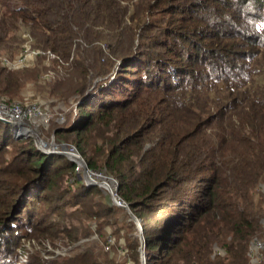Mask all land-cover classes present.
<instances>
[{"label":"trees","instance_id":"16d2710c","mask_svg":"<svg viewBox=\"0 0 264 264\" xmlns=\"http://www.w3.org/2000/svg\"><path fill=\"white\" fill-rule=\"evenodd\" d=\"M21 30L42 54L33 69L0 63V100L44 75L41 94L72 103L52 134L116 181L146 264H251L256 242L264 264V0H0L1 54L23 50ZM122 212L0 122V264L23 240L69 248L27 264H126L80 245L92 236L140 264Z\"/></svg>","mask_w":264,"mask_h":264},{"label":"rangeland","instance_id":"374dc122","mask_svg":"<svg viewBox=\"0 0 264 264\" xmlns=\"http://www.w3.org/2000/svg\"><path fill=\"white\" fill-rule=\"evenodd\" d=\"M11 6L15 7V8L18 7V5L16 3H11ZM20 35H21L22 39L26 40V42H23V44L21 45V48H23V50L20 51V53L16 54L13 58H9L8 56L4 55L3 53L2 54L0 53V63H2L1 66H3L6 70L17 71V70H22L24 68L33 69L35 67V64H36V60L38 57L37 55L42 54V52H40V51L38 52V51L32 50V46H31L32 45V39L29 35L24 33V30H21ZM45 54L47 56V60L44 62V65L48 66L50 64L48 59H52V58H54V56L48 51ZM8 64H10L12 66L8 67ZM253 67L256 70L257 69H264V58L262 55L259 56V58L255 62ZM44 77H46V76L43 75L41 78V82H38V84H36V85L33 82L25 83V85L19 91V96L16 99H14L12 101H9L8 99H4V100L6 103H10L12 105L17 104V105H21V106H26V105H30V104H36V105L41 106L43 112L49 118L46 126H48L50 123H51V125L47 129H45L44 131L40 132V130L39 131L37 130V129H39L38 126L39 125L43 126V125L40 121H37L38 119L35 120V121H37V123H35V124H31L30 121L29 122L25 121L24 124L29 125V127L36 133L37 140L40 141L42 145H45V146H43V147H45V149L49 148L50 150H52V146L56 145V146H60L61 148H63V151H61V153H65V152H67L68 148L69 149L70 148L76 149V147H75L73 142H70V141L66 142L63 140H57L58 137L55 138L54 134H52V124H56V122H59V124H60V123L65 121L66 115L70 111L72 103H70L69 101H67V102L58 101L55 97L46 98V96L41 94L40 89L45 88L44 87L45 85L42 82V80H46V78H44ZM48 77H50V76H48ZM48 77H47V79H48ZM259 80L260 79L257 78V81H259ZM0 102L4 103L7 106H12V105L6 104L5 102H3L1 100H0ZM19 136H21V135H19ZM78 153H79V151H78ZM79 155L81 158H83L80 153H79ZM97 173H99V172H97ZM99 174H101L103 178L102 179L99 178L98 182L106 183L109 185V188L102 186L103 189L102 188L101 189L105 192L106 195H109L110 194V192H109L110 188L113 189L114 187L111 186L112 181L106 182V180H104V179L105 178L113 179V178H111L108 175L102 174V173H99ZM78 177H79V179L81 178V180H82V174L79 175ZM109 197H110V195H109ZM110 199H111V197H110ZM125 208H122L123 212L118 217L119 221H122V219L125 218V220L127 222H131L134 225V223L130 220L128 213L125 211ZM118 219H117V221H118ZM117 228L121 229V225ZM134 228L136 230V236L139 239L138 231H137L135 225H134ZM125 231H126L125 229L120 230L119 235L122 236ZM108 233H110V230H108ZM114 238L110 236L109 238H107V242L104 245H101L97 241V237L92 236L90 240H88V241L84 240L83 243L80 245H84L86 243H89L90 245H96L98 247V250L102 249L103 252H109L110 253V256H109L110 259H113L115 261V263L125 262L126 264L127 263L129 264V262L127 260L128 258H126L125 248L120 247V246H116ZM109 240L111 241V243H109ZM93 241L95 242V244L93 243ZM251 246H252L250 249L251 264H257L258 260H257L256 255H257L258 249L260 248V243L256 242V243H253ZM68 249L65 250V248H62V247L58 248V249H54L50 245H48L47 243H45L44 245L41 246V245H38L36 242L23 240L21 242L20 248L17 249V254H18L17 260L18 261L16 264H27V262L29 261L28 260L29 256L33 253H36V252H38L39 255H41L43 257V259H45V260H50L52 258H55L56 256L64 257L66 255L65 252ZM218 250L221 252L220 249H218ZM220 252L218 253L219 255H220Z\"/></svg>","mask_w":264,"mask_h":264},{"label":"built area","instance_id":"2783aa9c","mask_svg":"<svg viewBox=\"0 0 264 264\" xmlns=\"http://www.w3.org/2000/svg\"><path fill=\"white\" fill-rule=\"evenodd\" d=\"M11 66L12 65L8 64V67H11ZM35 120L40 121L42 125H46L49 120L47 115L43 112L41 106L36 105V104H30L26 106L15 104L12 106H7L4 103L0 102V122L7 124V125L8 124L24 125L25 121L26 122L30 121L31 124H35L37 123V121ZM48 150L50 149L48 148ZM61 151H63V148H61L60 146H56V145L52 146L51 152H53V154L70 155L69 161L74 164L75 176L78 178V180L82 181L85 186H88V187L91 186V184H89V181H91L93 183H96V185H93V186H97L99 188H102V186L109 188L108 184L98 182L99 178L101 179L103 178L101 174L91 171L88 168L84 170L82 163H80V161L78 160L80 155L75 148H70V149L68 148L67 152L65 153H61ZM81 174H82V180L81 178L79 179L78 177ZM104 180H106V182L112 181L111 186L114 188L113 189L110 188L109 195L111 197V201L113 205L121 209L125 208L127 204L116 194V191H117L116 181L110 178L109 179L105 178ZM109 243H111L110 240H109Z\"/></svg>","mask_w":264,"mask_h":264},{"label":"water","instance_id":"95a60500","mask_svg":"<svg viewBox=\"0 0 264 264\" xmlns=\"http://www.w3.org/2000/svg\"><path fill=\"white\" fill-rule=\"evenodd\" d=\"M8 125L11 126V128L13 129V135L15 138H18V139L19 138H32V140L34 141L35 147L38 151H40L41 153L46 154V155L53 154V152H51V150L45 149V147H43L41 142L37 140L36 133L29 127V125H27V124H24V125L8 124ZM19 135H21V136H19ZM60 156H64L68 160L70 157V155H67V154H60ZM78 160L80 161V163H82L84 170H86L88 167H87L85 161L83 160V158L79 157ZM89 184H91V186L96 185V183H93L91 181H89ZM125 211L128 213L130 220L134 223V225L138 231V237H139V242H140V247H139L140 264H146V258H145V254H144V240H143V234H142V228H141L140 220L137 219L131 213L128 206L125 208Z\"/></svg>","mask_w":264,"mask_h":264},{"label":"bare ground","instance_id":"6f19581e","mask_svg":"<svg viewBox=\"0 0 264 264\" xmlns=\"http://www.w3.org/2000/svg\"><path fill=\"white\" fill-rule=\"evenodd\" d=\"M74 157V156H73ZM75 158V157H74Z\"/></svg>","mask_w":264,"mask_h":264}]
</instances>
